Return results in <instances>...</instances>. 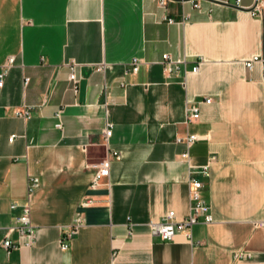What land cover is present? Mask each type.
<instances>
[{"label":"crops","instance_id":"obj_1","mask_svg":"<svg viewBox=\"0 0 264 264\" xmlns=\"http://www.w3.org/2000/svg\"><path fill=\"white\" fill-rule=\"evenodd\" d=\"M164 1L0 0V73L14 57L0 87V264H264V61L246 68L264 60V14L248 12L255 0ZM164 54L183 61L169 76ZM187 135L199 139L186 160ZM191 179L212 223L190 241L152 236L149 222L188 216Z\"/></svg>","mask_w":264,"mask_h":264},{"label":"built area","instance_id":"obj_2","mask_svg":"<svg viewBox=\"0 0 264 264\" xmlns=\"http://www.w3.org/2000/svg\"><path fill=\"white\" fill-rule=\"evenodd\" d=\"M190 1L195 8H198V4L194 3V0H187ZM240 0H236V4L239 5ZM165 1L161 0L160 5L164 6ZM248 12L256 18H262L264 14V3L262 0H255L254 5L252 8L248 10ZM167 22L169 24L173 23L172 20L168 19ZM263 59H260L258 57H254L251 61L246 62V68L248 70H251L253 67V64L255 62H263ZM183 61L180 60H172L168 54H164L162 56V67H163V72L166 76L171 75L178 69V65L181 64ZM14 63V57H8L6 59V62L2 66V72L0 73V87L3 84V79L4 76L6 75L7 70L13 65ZM139 60L134 59L131 62V70L132 72L136 73L138 70V65H139ZM76 67L77 64L75 62H71L69 64L70 68V74H69V81L74 84L77 81V75H76ZM98 71L103 70V66H100L97 68ZM199 70L198 65L195 66L192 69V73H197ZM27 79L25 80V84H27ZM205 104L209 105L212 103L211 98H206L204 100ZM199 104H192V105H187L186 108V119L187 122H194L197 121L200 118V113H199ZM16 116L22 117V118H28L29 117V112L28 110L22 109V110H17L15 112ZM56 128L61 129L62 125L60 122H58L55 125ZM109 128H107L104 132V138H105V145L107 146V140L111 136V126L108 125ZM199 139L197 135H187L184 140L178 139V142L183 141L186 147V150L182 154L183 159H188V149L191 147L194 142H196ZM10 140H13V137L10 138ZM110 155L117 161L120 160V156L117 152L112 151L110 152ZM212 159L210 160L211 163ZM209 165H205L200 169V173L204 177H209ZM91 167L96 170L95 175L92 180V186H96L99 181L103 178H106L109 176V171H110V161L109 159H104L98 163L91 164ZM28 192L34 191L38 187V180L37 178H29L28 180ZM203 187L202 182L191 179L189 183V199H190V209L188 216L185 217L184 219H177L175 212L170 211L166 214L165 218L163 221L159 222H149L148 227L150 230V234L154 237L160 238L162 241H172L177 234H183L184 237L186 238L187 241L191 240V228L200 223L203 222L205 224H210L212 223V216L209 212V208L202 199L201 196V189ZM88 201L84 202L82 204V207H85L88 205ZM83 218L82 214L78 213L76 215V219L74 221V225L67 231H65L63 237H62V248H66L68 246V243L70 239L72 238L73 234H75L78 226L81 224ZM15 228L19 230L21 234H24L26 230H30V212L28 205L24 206L23 212L21 215L15 218L14 220ZM257 226L261 227L264 226V223H259ZM2 246L5 249H10L12 247L11 242L6 239L4 240ZM243 254H238L236 257H241ZM246 256V255H245Z\"/></svg>","mask_w":264,"mask_h":264}]
</instances>
